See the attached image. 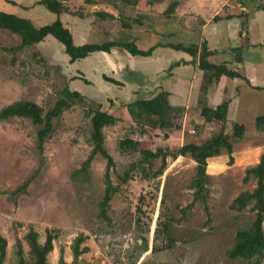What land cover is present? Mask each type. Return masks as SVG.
<instances>
[{"label": "rangeland", "instance_id": "rangeland-1", "mask_svg": "<svg viewBox=\"0 0 264 264\" xmlns=\"http://www.w3.org/2000/svg\"><path fill=\"white\" fill-rule=\"evenodd\" d=\"M89 1L84 0V4ZM114 1L119 7L117 17L138 29L144 15L136 13L137 6L142 12L145 3L156 0ZM39 9L47 16L41 23L50 24L51 13L41 5ZM153 17L160 20L161 12L154 11ZM19 44L17 35L0 30V111L24 101L46 112L55 104L59 91L66 85L68 88L69 80L63 69L56 70L42 59L46 54L38 47L10 51ZM72 90L83 94L82 100L52 120V132L41 154L37 127L31 120L12 117L0 121V235L7 241L3 264L16 263L17 242L24 258H29L25 235L30 227L37 232L39 243L44 242L46 230L56 234L47 264H255L254 260L227 256L236 233L248 229L255 220L251 205L241 211L230 207L239 194L252 192L256 186L252 178L243 181L245 171L258 164L264 151V134L253 122L245 123V145L244 141L234 145L231 162L225 151L207 161L208 213L201 202L184 211L192 201L196 163L189 156L173 158L169 152L190 143L204 144L219 126L213 132L202 129L197 133L186 123L182 130L180 115L174 112L169 115V129L150 130L146 139L141 138V129L132 119L106 128L104 148L114 161L108 171L114 192L103 207L105 159L96 155L87 170L80 169L92 149L87 142L90 114L110 101L98 98L96 86L90 89L81 81L75 82ZM126 137L139 142L154 157L121 151L118 142ZM230 139L233 144L239 142L232 135ZM163 154L165 167L158 174ZM126 173L129 179L124 181ZM262 228L264 232V222ZM80 234L86 236L80 248L88 251L75 258L70 246ZM258 264H264V256Z\"/></svg>", "mask_w": 264, "mask_h": 264}, {"label": "crops", "instance_id": "crops-1", "mask_svg": "<svg viewBox=\"0 0 264 264\" xmlns=\"http://www.w3.org/2000/svg\"><path fill=\"white\" fill-rule=\"evenodd\" d=\"M39 1L0 0V11L26 19L39 28L46 25L41 22L47 18L39 9ZM158 1L145 3L142 12L139 11L142 8L137 6L136 13L144 15L138 29L117 17L119 7L114 0L110 3L90 0L87 4L80 0L77 5L76 0H62L65 11L59 16L75 46L132 42L141 51L155 47L149 56H132L122 48L112 47L109 52L96 51L71 63L63 45H57L56 39L50 35L33 47L46 54L41 56L45 62L48 60L56 70L57 67L63 69L71 92H77L72 90V85L78 81L90 89L96 86L98 98L110 101L99 110L116 118V124L131 120L127 105L138 100L147 101L160 92H166L168 105L173 110L171 113L180 115L178 125H182V130L186 123L197 133L202 129L213 132L219 126L218 129L223 128L229 137L233 153L241 141L245 145L244 132L248 127L245 123H254L257 117L264 115V0ZM125 2L128 3L127 0ZM154 11L161 12L160 20L153 17ZM56 18L51 13L50 23ZM224 40H227L225 46L221 44ZM202 43L211 52L209 63L224 65L241 78L231 79L222 75L204 85V72L198 68ZM170 45L197 47L198 53L195 57L172 49ZM224 100L228 101L225 123L205 122L201 110H214ZM235 125L244 127L241 136L232 135ZM230 135L239 142L233 144ZM140 136L146 139L151 135Z\"/></svg>", "mask_w": 264, "mask_h": 264}, {"label": "trees", "instance_id": "trees-1", "mask_svg": "<svg viewBox=\"0 0 264 264\" xmlns=\"http://www.w3.org/2000/svg\"><path fill=\"white\" fill-rule=\"evenodd\" d=\"M39 5L43 6L47 11L55 14L57 18L48 25L35 28L30 21L19 18L16 15L6 14L0 11V30H7L8 32L17 35L20 39V44L10 51H19L23 48L32 47L41 42L48 35L56 39L64 47V53L69 56L70 62L86 58L90 53L96 51L109 52L112 47H119L126 50L132 56H149L155 47L147 51L138 50L136 45L132 42L115 43L109 42L103 45H83L75 46L72 41L70 32L63 27L59 20V16L65 11L62 0H40ZM175 5V4H174ZM172 5V8L174 7ZM172 49L182 50L192 56L196 57L198 53L197 47L184 48L180 45H170ZM211 52L207 50L206 44L202 43L198 56V68L204 72L203 82L208 85L215 78L217 80L224 75L228 78H241V76L233 71L228 70L224 65H214L208 62V57ZM106 81L118 85V83L105 78ZM168 94L166 92L158 93L150 100H138L127 105V111L135 125L140 127L138 131L140 135L149 134L150 130L154 129H169L170 120L169 115L173 110L167 102ZM82 100V96L77 92H71L67 87L59 91L58 98L55 104L46 112L40 106L33 102L19 101L12 103L8 107L0 111V121L8 120L12 117H20L31 120L32 124L37 127V147L39 153L43 151V143L52 132V120L60 116L62 111L68 110L71 106ZM228 111V101L224 100L216 109L203 108L201 116L204 121L209 123L212 121L221 122L226 121ZM117 119L113 116L101 112L99 109L91 112L90 124L91 132L87 142L92 146L88 158L82 163L80 170L85 171L89 167L91 160L99 155L106 161V188L105 194L101 201V206L108 205L111 196L114 192V187L109 179L108 171L114 166L113 158L107 153L104 148V134L103 129L108 126H113L117 123ZM255 128L264 132V115L259 116L254 122ZM244 127L235 125L233 127V136H241ZM118 148L121 151H139L144 156L154 157L146 150L141 148V144L132 139H123L118 142ZM225 150L230 162L232 161L231 153L232 147L229 143V137L224 134L223 128L214 132L211 138L202 145L186 144L169 154L176 158L190 157L195 163V178L191 185L194 192L192 193L191 203L185 207L184 211L192 209L193 206L201 202L208 213L209 207L207 200L209 198V190L207 185L209 177L206 173L207 160L212 157H217ZM165 157L162 156V164L158 170L161 174L165 167ZM252 178L256 182V186L252 192H242L232 202L231 208L241 211L247 206L251 205L250 210L255 213V220L248 229L236 233V242L232 249L227 253L230 259H243L247 262L254 260L255 264L259 263V259L264 256V232L262 224L264 222V151L259 156L258 164L245 171L244 182ZM128 178V174H124V181ZM104 215V213H101ZM29 247V258L25 259L21 244L17 242V261L15 264H47V256L53 250V241L56 239V234L51 230H46V236L43 243H39L38 234L31 227L25 235ZM86 240L83 234L74 238L70 250L72 255L76 258L88 251L87 247L80 248V245ZM6 239L0 235V264H3L6 257ZM60 263L62 259L60 258Z\"/></svg>", "mask_w": 264, "mask_h": 264}]
</instances>
